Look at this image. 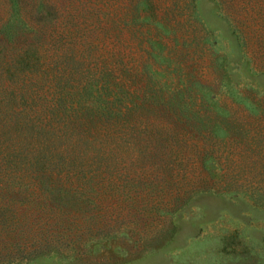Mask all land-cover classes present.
Returning a JSON list of instances; mask_svg holds the SVG:
<instances>
[{"label":"rangeland","instance_id":"374dc122","mask_svg":"<svg viewBox=\"0 0 264 264\" xmlns=\"http://www.w3.org/2000/svg\"><path fill=\"white\" fill-rule=\"evenodd\" d=\"M45 1L56 15L48 32L65 42L49 39V53L71 46L74 59L99 62L106 50L123 49L103 27L106 15L128 17L135 0ZM145 3L139 13L163 25L148 93L170 108L163 115L153 107L147 128L135 132L134 150L151 154L147 160L125 158L121 143L119 184L130 165L133 181H143L136 206L150 209L154 224L128 220L129 202L108 207L106 226L120 232L92 246L71 232L75 211L66 204L31 214L15 236L21 250L0 264H264V0L238 2L232 26L215 0ZM29 6L21 5L26 15ZM6 11L0 0V21ZM117 28L132 31L121 20ZM197 153L213 159L201 165ZM134 224L144 235H128Z\"/></svg>","mask_w":264,"mask_h":264},{"label":"trees","instance_id":"16d2710c","mask_svg":"<svg viewBox=\"0 0 264 264\" xmlns=\"http://www.w3.org/2000/svg\"><path fill=\"white\" fill-rule=\"evenodd\" d=\"M215 1L229 25L239 23L242 0ZM6 2L0 21V263L21 250V237L15 236L31 214L68 210L66 204L75 211L71 232L92 246L120 232L119 226H106L108 207L129 202L128 220L154 224L150 209L136 206L135 191H141L143 181H133L130 165L119 184V151L122 143V155L129 160L151 157L134 150L135 132L141 125L147 128L153 107L163 115L170 108L165 96L148 93L155 84L148 60L160 56L155 52L160 40H154L162 23L140 14L145 0H135L128 17L106 15L103 27L123 49L106 50L99 62L81 61L74 59L78 52L71 46L49 53L50 40L65 42L48 32L56 15L45 0ZM26 2L32 12L28 15ZM120 20L132 30L130 36L117 28ZM150 99H155L152 107ZM196 155L201 165L213 159ZM131 234L144 232L134 224Z\"/></svg>","mask_w":264,"mask_h":264}]
</instances>
